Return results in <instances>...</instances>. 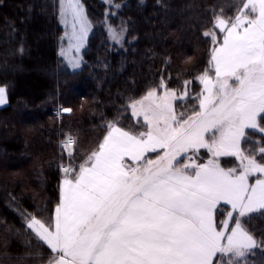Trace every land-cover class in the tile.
<instances>
[{"label":"snow or ice","instance_id":"snow-or-ice-1","mask_svg":"<svg viewBox=\"0 0 264 264\" xmlns=\"http://www.w3.org/2000/svg\"><path fill=\"white\" fill-rule=\"evenodd\" d=\"M61 8L79 47L88 23L83 7L63 0ZM234 8L232 16L214 13L221 43L212 29L204 33L211 37L214 77L205 71L197 78L203 85L192 98L198 108L185 115L190 81L178 91L162 78L129 102L132 116L142 117L138 127L109 122L83 163L61 166L54 221L27 217V227L50 249L47 264H245L257 241L242 218L264 213V145L259 159L241 147L250 134H264V0H240ZM124 31H113L112 38L119 43ZM61 143L71 157L75 140L66 136ZM200 149L214 158L235 157L239 165L197 164ZM126 157L135 163L126 165Z\"/></svg>","mask_w":264,"mask_h":264},{"label":"trees","instance_id":"trees-1","mask_svg":"<svg viewBox=\"0 0 264 264\" xmlns=\"http://www.w3.org/2000/svg\"><path fill=\"white\" fill-rule=\"evenodd\" d=\"M82 2L94 29L81 69L72 71L59 57L58 0H0V87L8 94L0 108V264H47L50 249L27 227V217L54 221L60 166L82 162L78 152L68 158L61 147L66 136L94 140L97 148L109 122L134 127L130 100L162 78L178 91L190 81L185 104L198 108L197 78L211 68V37L204 33L212 29L220 37L214 13L232 16L240 0ZM106 26L125 29L123 45L109 41ZM65 108L71 113L63 114ZM246 140L243 148L259 159L264 134ZM223 160L224 167L229 159ZM242 220L257 241L246 264H264V213Z\"/></svg>","mask_w":264,"mask_h":264},{"label":"rangeland","instance_id":"rangeland-1","mask_svg":"<svg viewBox=\"0 0 264 264\" xmlns=\"http://www.w3.org/2000/svg\"><path fill=\"white\" fill-rule=\"evenodd\" d=\"M81 6L83 7V10H84V13H85V16L87 18V32H86V35L83 39V42L80 44L79 47L76 46V40L73 38V28H72V19L71 17H68L67 19L62 15V8H61V5L63 3V0H58V13H59V22L63 28V33H62V36L60 38V45H59V57L60 59L62 60V62L64 63V65L69 69V70H72V71H78L79 69H81L82 65H83V61H84V53L87 49V46H88V43H89V40H90V37L92 35V32H93V29H94V25L92 24V22L90 21L89 17H88V13H87V10L82 2V0H79ZM79 25H77V29H78ZM107 28V33H108V36H109V41L112 43V44H117L119 46L123 45L124 42H125V37H126V31H124L123 33V36L119 38L120 42L117 43L115 39L112 38V33L113 31H116V32H119L120 29H117V28H114V27H111V26H106ZM218 29V28H217ZM221 35V36H220ZM220 37L216 36L217 38V43H221L222 42V36H223V33H220ZM77 63H78V66H77ZM208 75L210 77H214V69L211 68L209 69L208 71ZM231 83H234L231 82ZM202 85V84H201ZM6 89V88H5ZM202 91H203V85H202ZM201 91V92H202ZM163 94V90L162 89H157V95H162ZM198 101V100H197ZM196 101V102H197ZM179 101H177L176 103L178 104ZM192 104H188L186 105L185 104V107L188 109V111H191L195 108V105L194 106H191ZM191 106V107H190ZM198 106H199V102H198ZM65 109H70V108H65ZM184 109H177V111H183ZM62 113L63 114H69L71 112H65L62 110ZM129 113L131 115V117L133 118V120L135 121V123L137 124V120H142V117H133L132 114H131V110L129 108ZM185 115H188L187 112H185ZM134 127H138V124L135 125ZM249 131V130H247ZM71 137H73L75 139V144L73 145L72 149H71V156L72 155H75L74 153L75 152H78V156L76 157V160L78 159H82V162L85 160L86 156L88 154H90L93 150L96 149L95 145V141H80L77 136H74V135H71ZM242 144H244L242 142ZM241 144V147L243 148L244 145ZM246 146V145H245ZM247 147V146H246ZM245 149V148H244ZM201 151H204V153L208 154L209 156H207L208 158H202V153ZM247 151V150H246ZM163 152L162 149L158 150L157 152L155 153H151L147 156V158H155L157 155L161 154ZM66 154L68 156V158H70L69 156V150H66ZM188 155H191V153H188ZM146 158V159H147ZM180 159H183V156L180 157ZM193 159L195 160V162L197 164H201V163H207L209 160L211 159H216L220 166L223 167V165L221 164V160H225V159H229V163L228 165H224L223 168H230V167H237L239 165V160H237L235 157H232V156H220V157H213L211 153H209L206 149H200L199 153L196 154ZM209 159V160H208ZM235 161H234V160ZM223 160V161H224ZM228 161V160H227ZM234 161V162H233ZM186 163L188 161H185ZM64 166V167H69V168H75V164H72L70 163V161L67 159V162L64 163V164H61V166ZM60 166V170H61V173H62V178L65 176V173L62 171V167ZM77 167V166H76ZM72 173H75V172H72ZM256 179V176H252L249 178V181L250 183L252 181H254ZM231 227V225H230ZM252 250V249H251ZM251 250H249L246 254V256L244 257V261H245V264L247 262V258L248 256L250 255V252Z\"/></svg>","mask_w":264,"mask_h":264},{"label":"crops","instance_id":"crops-1","mask_svg":"<svg viewBox=\"0 0 264 264\" xmlns=\"http://www.w3.org/2000/svg\"><path fill=\"white\" fill-rule=\"evenodd\" d=\"M0 88H3L4 89V91H5V103H3V104H0V108H3V107H5L7 104H8V94H7V90L4 88V87H0ZM149 154H151V153H147L146 154V156H145V159L147 158V156L149 155ZM133 163H135V162H133V161H131L129 158H125V164L126 165H132ZM139 163H143V160L142 161H140ZM76 173H72V175H75ZM64 178V177H63ZM63 178H62V180H61V185H60V196H61V188H62V181H63ZM29 222V221H28ZM28 222H27V224H28Z\"/></svg>","mask_w":264,"mask_h":264},{"label":"built area","instance_id":"built-area-1","mask_svg":"<svg viewBox=\"0 0 264 264\" xmlns=\"http://www.w3.org/2000/svg\"><path fill=\"white\" fill-rule=\"evenodd\" d=\"M73 138V137H72ZM74 139V138H73ZM75 140V139H74ZM64 141V140H63ZM62 142V141H61ZM61 147H62V143H60Z\"/></svg>","mask_w":264,"mask_h":264}]
</instances>
